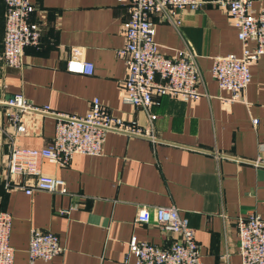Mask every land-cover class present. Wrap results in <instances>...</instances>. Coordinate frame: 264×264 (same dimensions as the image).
<instances>
[{
  "label": "crops",
  "instance_id": "0c3cea01",
  "mask_svg": "<svg viewBox=\"0 0 264 264\" xmlns=\"http://www.w3.org/2000/svg\"><path fill=\"white\" fill-rule=\"evenodd\" d=\"M250 1L253 13L264 10V0ZM30 3L35 8L30 20L40 23V38L36 46L24 48L16 70L2 61L6 6L0 0L5 97L20 94L34 106L75 116H82L97 98L111 116L149 129L152 140L108 133L97 157L75 155L66 167L42 161L41 173L62 180L65 194L25 195L20 186L28 179L8 175L11 143L44 147L52 139L54 119L0 105V211L12 217L13 264H29L32 229L54 234L63 248L50 261L32 264H123L131 238L166 248L173 235L154 224L134 222L139 209L151 207H173L187 220L202 264H240L235 219L248 213L264 219V59L250 66V82L240 101L227 103L228 94L218 90L209 73L214 57L241 52L224 11L209 3L196 11L183 9L176 29L153 18L160 51L170 56L187 45L197 57L202 84L201 96L193 102L154 97L148 113L155 119L149 121L146 112L119 97L125 66L116 51L124 43L126 2ZM72 49L92 65L91 75L66 70ZM16 116L18 122L13 121ZM252 161L260 165L254 167ZM61 210L68 213L60 215Z\"/></svg>",
  "mask_w": 264,
  "mask_h": 264
},
{
  "label": "built area",
  "instance_id": "2783aa9c",
  "mask_svg": "<svg viewBox=\"0 0 264 264\" xmlns=\"http://www.w3.org/2000/svg\"><path fill=\"white\" fill-rule=\"evenodd\" d=\"M6 6L5 33L2 61L5 67L20 69L23 50L36 46L40 38V23L31 21L35 8L30 0H3ZM127 3L128 18L121 24L123 46L116 57L125 66L124 78L119 84L122 103L146 112L148 120L155 119L149 108L154 97L166 96L184 103L196 101L202 84L196 55L185 45L167 56L154 41V21L165 22L176 29L180 25L177 13L183 9L196 11L206 3L224 11L236 38L241 45L240 55L217 56L211 60L210 76L219 91L228 94L227 103L240 101L250 82V66L264 59V10L253 13L250 0H116ZM252 47H249V44ZM66 70L71 73L91 75L92 65L79 59V51L71 50ZM0 84V105L20 113H32L54 119L51 141L40 149L20 148L11 143L8 175L28 179L21 185L25 195L33 192L65 194L64 183L41 173L40 162L66 167L75 155L97 157L102 153L104 138L108 133L126 137L151 139L149 129L110 115L107 107L97 98L91 99L86 112L75 116L50 111L47 106H34L20 94L5 97ZM3 96L5 97L3 99ZM18 122L17 116L13 118ZM256 121L253 120L252 124ZM16 132L22 127L16 126ZM219 155H215L218 158ZM223 157V156H222ZM259 161L249 164L259 166ZM68 210L59 211L66 215ZM137 224H154L161 231L173 235L172 242L161 248L148 242L131 238L123 264H202L194 231L186 219L173 207L141 208L136 213ZM238 241L237 255L240 264H264V219L253 213L238 216L235 221ZM12 217L0 211V264H13L14 250L9 243ZM63 251L58 238L47 231L32 229L27 243V259L48 262Z\"/></svg>",
  "mask_w": 264,
  "mask_h": 264
}]
</instances>
